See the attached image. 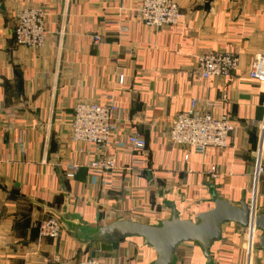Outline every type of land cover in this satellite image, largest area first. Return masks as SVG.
<instances>
[{
  "label": "crops",
  "instance_id": "crops-1",
  "mask_svg": "<svg viewBox=\"0 0 264 264\" xmlns=\"http://www.w3.org/2000/svg\"><path fill=\"white\" fill-rule=\"evenodd\" d=\"M140 1L0 0V264H77L92 257L101 264H147L150 250L129 239L85 242L64 227L57 238H40L39 221L49 209L76 222L117 214L149 221L162 211L159 197L168 186L192 215L207 206L210 177L231 200L252 185L264 82L248 70L254 56L264 54V0H177L178 22L162 27L140 19ZM26 4L50 12L48 41L36 49L15 41L14 13ZM208 51L234 52L238 70L203 78L197 58ZM193 98L228 116L234 126L228 147L197 153L171 141L173 119ZM111 99L118 111L109 142L83 151L69 142L75 103ZM130 131L145 137L144 149L128 143ZM96 158H112L115 167L92 172L86 162ZM74 163L80 168L67 178ZM263 203L264 172L257 205ZM246 245V234L229 229L228 240L213 249L216 263L257 264ZM176 263L204 264L189 245L178 248Z\"/></svg>",
  "mask_w": 264,
  "mask_h": 264
},
{
  "label": "built area",
  "instance_id": "built-area-1",
  "mask_svg": "<svg viewBox=\"0 0 264 264\" xmlns=\"http://www.w3.org/2000/svg\"><path fill=\"white\" fill-rule=\"evenodd\" d=\"M136 11L140 19L148 26L162 27L174 25L180 16V5L177 0H141ZM50 12L45 5H22L14 13V36L18 47L36 49L48 41ZM93 41L98 43L101 36L94 34ZM197 63L203 78L214 76H230L239 68V57L234 52L208 51L198 56ZM250 78L264 82V54L254 56L249 66ZM123 81V76H120ZM118 105L114 99L106 103L95 100H81L75 103L68 129V140L80 146L83 151L92 146L105 145L114 135L117 127L114 117ZM234 126L228 116L213 112L212 105L199 104L198 98H193L189 108L180 111L172 121L169 129L171 141L187 150L205 153L209 148L224 149L232 141L231 135ZM127 141L135 149H144L147 145L145 137L137 131H130L126 135ZM264 152V123L262 139L257 150V159L253 171L252 195L253 203L258 202L259 184L263 168L260 166V156ZM189 153L185 154V159ZM89 170L103 173L115 167L112 158H96L86 162ZM80 164L68 166L65 172L67 178H74ZM105 173V172H104ZM211 176H218V171L208 170ZM39 236L57 238L63 231L61 222L54 216H47L39 221ZM246 251L249 257L254 250L252 231L247 235ZM77 264H101L98 258L92 257Z\"/></svg>",
  "mask_w": 264,
  "mask_h": 264
},
{
  "label": "water",
  "instance_id": "water-1",
  "mask_svg": "<svg viewBox=\"0 0 264 264\" xmlns=\"http://www.w3.org/2000/svg\"><path fill=\"white\" fill-rule=\"evenodd\" d=\"M259 162L264 168V152ZM209 179L207 206L192 215L187 213L189 204L183 205L185 199L170 186L160 193L162 211L149 217V221L117 214L93 223L76 222L65 211H48L82 241L116 243L129 239L138 245L140 251L150 250L151 259L147 264H178L177 250L184 245L192 246L204 264H217L212 252L217 244L228 240V230L235 229L246 235L251 230L256 261L260 264L264 254V203H253L251 185L246 187L240 199L231 200L218 192L215 178Z\"/></svg>",
  "mask_w": 264,
  "mask_h": 264
},
{
  "label": "rangeland",
  "instance_id": "rangeland-1",
  "mask_svg": "<svg viewBox=\"0 0 264 264\" xmlns=\"http://www.w3.org/2000/svg\"><path fill=\"white\" fill-rule=\"evenodd\" d=\"M263 170H264V168H263Z\"/></svg>",
  "mask_w": 264,
  "mask_h": 264
}]
</instances>
